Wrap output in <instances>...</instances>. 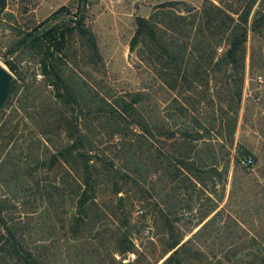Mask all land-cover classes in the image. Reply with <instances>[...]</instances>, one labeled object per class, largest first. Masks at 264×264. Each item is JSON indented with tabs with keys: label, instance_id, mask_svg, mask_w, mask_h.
<instances>
[{
	"label": "trees",
	"instance_id": "16d2710c",
	"mask_svg": "<svg viewBox=\"0 0 264 264\" xmlns=\"http://www.w3.org/2000/svg\"><path fill=\"white\" fill-rule=\"evenodd\" d=\"M258 1L203 0L196 7L168 0L137 16L128 51L147 78L125 93L105 92L92 72L68 67L73 39L83 69L103 64L80 8L73 19L61 7L63 19L55 13L29 42L21 40L18 47L28 44L40 56L43 80L25 83L17 72L23 84L12 79L0 110L23 86L16 109L26 122L13 123L16 110L3 121L0 115V183L8 190L0 197V264H264V232H249L220 207L229 171L250 173L239 160L257 158L235 133L245 72L258 63L254 35L264 44V12L253 11ZM6 6L0 0V20ZM20 125L33 131L15 152ZM12 200L22 218L5 215ZM34 204L42 208L26 211ZM138 204L146 212L134 222ZM261 206L250 208L254 220L264 214ZM147 226L154 230L138 249L133 235ZM64 242L91 247L69 254Z\"/></svg>",
	"mask_w": 264,
	"mask_h": 264
},
{
	"label": "rangeland",
	"instance_id": "374dc122",
	"mask_svg": "<svg viewBox=\"0 0 264 264\" xmlns=\"http://www.w3.org/2000/svg\"><path fill=\"white\" fill-rule=\"evenodd\" d=\"M6 1L7 6L0 20V64L9 70L6 62H11L15 69L14 71H9L19 84L23 83L17 75V72L21 73V76H25V83L33 82L36 85H42L41 80L43 79L42 75L39 74V65L36 60L39 59L40 56L35 55L29 50L28 44H22L20 47H18V44L24 37L28 38L27 40L29 42L32 37L31 35L35 32V27L52 17L61 7H64L65 11L69 12L67 15L68 18L74 19L73 15L80 8L81 0ZM164 1L168 0H86L83 10L85 24L96 37L97 45L103 58V64L100 68L89 65L83 69V52L79 41L73 39L71 41V49L67 52L71 56V61L67 64L69 65L68 67L77 72H92L89 74L92 75L95 82L103 86V91L105 92L106 90H110L111 92L125 93L140 89L147 77L141 70L136 69L134 63L131 62L128 43L134 32L135 18L137 16L147 17L156 4ZM181 1H185L196 7L200 6L203 2V0ZM258 2L259 3L254 6L253 11L255 12L260 9L264 12V0H259ZM55 15L59 18H64L63 14L56 13ZM259 39V36L254 35V43L255 46L257 45V59H255L257 61H255V65L256 62L261 63V65L257 63L254 72H249L248 68L245 72L242 107L235 133V142L251 150L257 158L254 160V165L250 173H247L239 166L235 168V171H229L224 198L220 203V207H226L238 220L244 221L243 224L251 233L264 232V214L261 215V219L256 220L255 218L254 220V212H250V208L254 206V201L262 203L263 206L260 207V210L264 209V190H261L259 186L261 185L263 187L264 185V44H262ZM251 40L252 35L250 34L248 42L250 43ZM74 51L76 54L75 57L72 56ZM22 89L23 86H21L19 92L10 99L9 104L3 108V111L0 112L2 121L14 110H16L19 115L15 116L13 123L21 119L22 112L18 111L16 108L18 107ZM35 92H37V90ZM47 93V91H44V96L47 95ZM24 120L26 122L23 116L22 121ZM30 131L33 130L30 128L22 129L21 125L19 126L16 138L18 139L17 143H13L12 141V148L14 146L17 148L15 152H18V147L21 142L30 134L32 135ZM49 150L51 152L52 148H49ZM52 177L53 175L49 174V178H47L45 182L48 183L49 179ZM0 184V197H2L6 195L8 190H6V187L3 188V183ZM232 187L237 189V194L230 196L229 194ZM217 188L220 190L221 187L219 186ZM9 192H13V190ZM101 198L106 199L107 195H101ZM8 203L12 205V207L7 208L5 215L14 218H22L24 210L13 200L8 201ZM34 208H37L36 210L39 211L38 209H41L42 206L38 207L34 204L31 209H26V211H34ZM66 209L70 212L72 207L66 205ZM140 209L142 213H139L138 210ZM145 212L146 207L143 204L135 206L132 211L133 221L136 222V220L141 219ZM61 215H63L62 208ZM187 217H184L182 221L181 226L183 228L189 220ZM111 221L113 220L110 217L108 220L109 226H111ZM147 224L151 225L152 223L147 222ZM153 230V227L147 226L142 233H135L133 235L137 238L135 242L138 245V249L142 248L140 244L141 237L147 234L150 235ZM135 231L136 228L134 229V232ZM64 244L65 247L67 246V253L69 252V254L76 253L78 248L82 245L79 242H64ZM88 245L89 244L85 243L82 246L90 248L91 246ZM113 256L116 260L120 259L117 253H114ZM134 256V254H130L127 257L133 259ZM128 258L124 259L123 262L127 261Z\"/></svg>",
	"mask_w": 264,
	"mask_h": 264
},
{
	"label": "water",
	"instance_id": "95a60500",
	"mask_svg": "<svg viewBox=\"0 0 264 264\" xmlns=\"http://www.w3.org/2000/svg\"><path fill=\"white\" fill-rule=\"evenodd\" d=\"M85 3L86 0L81 1L80 12L84 10ZM12 79V73L6 67L0 64V110L8 99Z\"/></svg>",
	"mask_w": 264,
	"mask_h": 264
},
{
	"label": "built area",
	"instance_id": "2783aa9c",
	"mask_svg": "<svg viewBox=\"0 0 264 264\" xmlns=\"http://www.w3.org/2000/svg\"><path fill=\"white\" fill-rule=\"evenodd\" d=\"M239 165L251 169L254 165V159L251 155H246L239 160ZM141 211H139L140 213Z\"/></svg>",
	"mask_w": 264,
	"mask_h": 264
}]
</instances>
